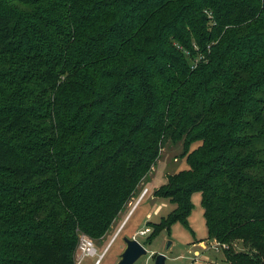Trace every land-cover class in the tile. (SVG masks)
Instances as JSON below:
<instances>
[{
  "label": "trees",
  "instance_id": "16d2710c",
  "mask_svg": "<svg viewBox=\"0 0 264 264\" xmlns=\"http://www.w3.org/2000/svg\"><path fill=\"white\" fill-rule=\"evenodd\" d=\"M168 141L155 232L201 193L225 264H264V0H0V264H76Z\"/></svg>",
  "mask_w": 264,
  "mask_h": 264
},
{
  "label": "rangeland",
  "instance_id": "374dc122",
  "mask_svg": "<svg viewBox=\"0 0 264 264\" xmlns=\"http://www.w3.org/2000/svg\"><path fill=\"white\" fill-rule=\"evenodd\" d=\"M199 146L200 142L193 144L191 151ZM183 154V141L177 144L171 141L166 142L156 165L141 181L131 200L115 220L110 230L102 240H96V246L99 254H101L135 207L141 193L148 190L147 196L129 217L122 234L108 249L102 264H117L125 249L124 237L133 238L141 230L147 228L148 224H150V227H148L151 232L147 236H136V239L148 250V255L139 259L135 264H155V258L159 254L166 255L167 264H194L193 260L196 252L199 253L200 257L206 258V263L200 261L199 264H225L223 251L217 253L209 250L211 243L213 244L214 241L208 238L204 209L201 204V193H195L192 196L193 211L188 219L189 228L177 222L169 230L165 228L158 233L155 232V225L161 223L163 218H167L176 207L169 199L157 197L155 192L167 184L169 175H175L189 169ZM200 242H203L209 249L201 247ZM237 244L238 246L235 249L242 252V245ZM76 257L75 252V260ZM94 261L92 258H86L83 264H94Z\"/></svg>",
  "mask_w": 264,
  "mask_h": 264
},
{
  "label": "built area",
  "instance_id": "2783aa9c",
  "mask_svg": "<svg viewBox=\"0 0 264 264\" xmlns=\"http://www.w3.org/2000/svg\"><path fill=\"white\" fill-rule=\"evenodd\" d=\"M148 190H144L139 199L136 202L135 207L132 209L124 223L118 228L117 232L114 234L110 242L108 243L107 247L104 249L103 253L99 254L98 248L96 246V241L91 239L90 237L86 235H81L78 248L76 250V264H83L84 260L86 258H92L94 259V264H102L105 254L107 253L108 249L113 245V243L116 241V239L122 234L123 228L126 225L129 217L132 215L133 211L138 207V205L144 200V198L148 194ZM151 232L150 228H145L141 230L139 233L136 234V236H147ZM136 236L133 237V239H136ZM137 240V239H136ZM213 244L211 243L210 249L207 248L203 243H200L199 245L203 247L204 249H209L211 251L215 252H224L228 249V245L222 244L216 240H213ZM206 263V258L200 257L199 253H195V259L193 260L194 264H199L198 262Z\"/></svg>",
  "mask_w": 264,
  "mask_h": 264
},
{
  "label": "water",
  "instance_id": "95a60500",
  "mask_svg": "<svg viewBox=\"0 0 264 264\" xmlns=\"http://www.w3.org/2000/svg\"><path fill=\"white\" fill-rule=\"evenodd\" d=\"M125 249L117 264H135L139 259L148 255V250L138 240L124 237ZM165 254H159L155 258V264H167Z\"/></svg>",
  "mask_w": 264,
  "mask_h": 264
},
{
  "label": "crops",
  "instance_id": "0c3cea01",
  "mask_svg": "<svg viewBox=\"0 0 264 264\" xmlns=\"http://www.w3.org/2000/svg\"><path fill=\"white\" fill-rule=\"evenodd\" d=\"M200 243H203V242H200Z\"/></svg>",
  "mask_w": 264,
  "mask_h": 264
}]
</instances>
